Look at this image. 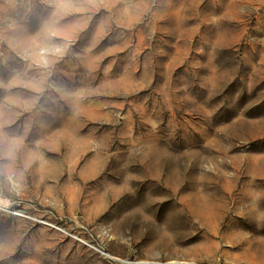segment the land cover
Returning a JSON list of instances; mask_svg holds the SVG:
<instances>
[{
	"label": "rangeland",
	"instance_id": "rangeland-1",
	"mask_svg": "<svg viewBox=\"0 0 264 264\" xmlns=\"http://www.w3.org/2000/svg\"><path fill=\"white\" fill-rule=\"evenodd\" d=\"M0 264H264V0H0Z\"/></svg>",
	"mask_w": 264,
	"mask_h": 264
}]
</instances>
